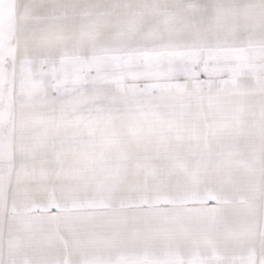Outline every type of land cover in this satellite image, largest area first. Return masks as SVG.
<instances>
[{
  "label": "snow or ice",
  "instance_id": "obj_1",
  "mask_svg": "<svg viewBox=\"0 0 264 264\" xmlns=\"http://www.w3.org/2000/svg\"><path fill=\"white\" fill-rule=\"evenodd\" d=\"M0 264H264V0H0Z\"/></svg>",
  "mask_w": 264,
  "mask_h": 264
}]
</instances>
